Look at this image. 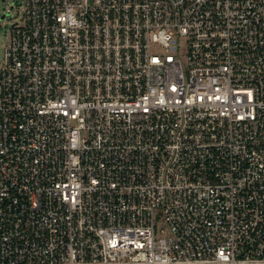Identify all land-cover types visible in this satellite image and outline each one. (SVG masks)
<instances>
[{
	"label": "built area",
	"instance_id": "2783aa9c",
	"mask_svg": "<svg viewBox=\"0 0 264 264\" xmlns=\"http://www.w3.org/2000/svg\"><path fill=\"white\" fill-rule=\"evenodd\" d=\"M20 10L0 264H264V0Z\"/></svg>",
	"mask_w": 264,
	"mask_h": 264
},
{
	"label": "rangeland",
	"instance_id": "374dc122",
	"mask_svg": "<svg viewBox=\"0 0 264 264\" xmlns=\"http://www.w3.org/2000/svg\"><path fill=\"white\" fill-rule=\"evenodd\" d=\"M21 0H0V59L5 44L6 33L16 23L21 14Z\"/></svg>",
	"mask_w": 264,
	"mask_h": 264
}]
</instances>
